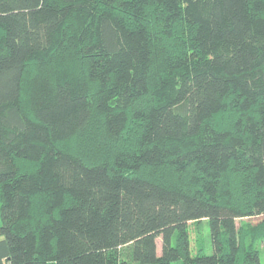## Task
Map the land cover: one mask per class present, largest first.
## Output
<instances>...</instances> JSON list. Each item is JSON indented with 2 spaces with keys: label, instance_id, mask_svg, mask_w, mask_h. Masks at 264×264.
<instances>
[{
  "label": "trees",
  "instance_id": "16d2710c",
  "mask_svg": "<svg viewBox=\"0 0 264 264\" xmlns=\"http://www.w3.org/2000/svg\"><path fill=\"white\" fill-rule=\"evenodd\" d=\"M0 202V264H263L264 0H0Z\"/></svg>",
  "mask_w": 264,
  "mask_h": 264
},
{
  "label": "rangeland",
  "instance_id": "374dc122",
  "mask_svg": "<svg viewBox=\"0 0 264 264\" xmlns=\"http://www.w3.org/2000/svg\"><path fill=\"white\" fill-rule=\"evenodd\" d=\"M246 220L250 221L251 223H257L258 221H260L262 219V216H253V217H247L245 218ZM240 219L237 220V224H240ZM2 223V219H1V202H0V224ZM192 232V252L195 253L196 252V239H197V233L195 230V226L192 224V228H191ZM201 231V232H200ZM200 231L198 232V234H200V238H203L204 240V247L207 253H212L213 252V244H212V239H211V234H210V226L208 222H204L203 225L200 228ZM157 243H158V252L161 253V237H159L157 239ZM262 263L264 264V245H263V250H262ZM173 264H181V262L175 261Z\"/></svg>",
  "mask_w": 264,
  "mask_h": 264
}]
</instances>
